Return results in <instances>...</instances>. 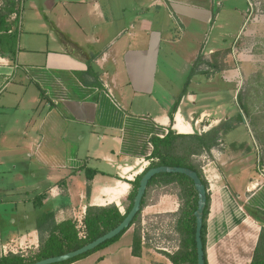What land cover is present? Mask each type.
<instances>
[{
    "label": "crops",
    "instance_id": "0c3cea01",
    "mask_svg": "<svg viewBox=\"0 0 264 264\" xmlns=\"http://www.w3.org/2000/svg\"><path fill=\"white\" fill-rule=\"evenodd\" d=\"M225 1L23 0L16 55L0 53V259L38 249L46 212L58 222H82L88 205L116 204L124 213L131 181L150 165L152 137L170 129L202 135L229 123L200 154L214 180L206 259L252 262L264 228V215L253 214L264 211V149L239 114L227 115L236 109L220 91L238 71L221 51L247 23L226 30L227 10L232 19L242 9ZM214 27L218 46L202 40ZM179 42L196 50L178 53ZM133 241L131 227L69 264H173L150 257L147 242L135 255Z\"/></svg>",
    "mask_w": 264,
    "mask_h": 264
},
{
    "label": "trees",
    "instance_id": "16d2710c",
    "mask_svg": "<svg viewBox=\"0 0 264 264\" xmlns=\"http://www.w3.org/2000/svg\"><path fill=\"white\" fill-rule=\"evenodd\" d=\"M23 0H4V5L0 8V53H11L16 55V46L18 41V27L19 18L22 12ZM16 18L10 21L13 14ZM14 28L13 31H11ZM201 57L197 62H201ZM217 60V59H216ZM218 67V66H217ZM194 74V71L189 75V79ZM207 75H210L207 73ZM243 108L247 110L246 105ZM237 119L242 120L243 115L240 113ZM173 121V115H172ZM230 124L226 123L220 128L212 129L206 134L185 135L177 133L170 129L167 135L163 138L152 137L151 141L154 147L152 155L149 157L150 165L145 171L137 176L134 181H131L132 189L129 194V200L125 207V212H121L116 204L107 206L88 205L86 214L80 224L77 219H66L63 221H56L54 212L44 213L38 220V230L40 232V245L36 251L32 250L28 254H14L8 255L0 259V264H27L36 262L51 256L67 253L82 247L83 245L95 240L99 236L112 230L119 225L126 215L131 210L135 195L137 193L140 181L144 173L151 167L168 165V166H182L196 170L201 176L203 182L208 188V183L203 177L199 166L193 162V156L200 155L203 152H210L215 146L222 133H226ZM92 173L88 176L91 181ZM168 186L174 185L179 191L180 210L178 218L176 219V230L181 236L180 249L174 254H167L173 264H198L197 248L195 240L196 232V217L194 212L198 206V192L195 188L194 181L182 173H161L153 177L149 182L147 191L142 201V209L146 205L147 197L152 186ZM210 208V195L208 194V202L204 213L203 224V244L206 253L207 245V218ZM141 211L136 215L129 228L125 229L118 236L104 242L94 250L84 253L78 257L68 261L55 264H69L77 259L87 256L97 250H100L109 244L118 240L128 229H130L139 219ZM253 214L258 217L264 215V211L255 210ZM143 250L142 234L139 230H134L133 253L141 255ZM206 264H208L206 259ZM250 264H264V228L259 237V241L255 250L253 260Z\"/></svg>",
    "mask_w": 264,
    "mask_h": 264
},
{
    "label": "rangeland",
    "instance_id": "374dc122",
    "mask_svg": "<svg viewBox=\"0 0 264 264\" xmlns=\"http://www.w3.org/2000/svg\"><path fill=\"white\" fill-rule=\"evenodd\" d=\"M235 1L240 3L241 14L237 13V18L236 14L235 16L233 14L231 19L229 17L230 10H227L225 29L233 34L234 30L240 28L242 23L247 20L246 32L240 37L237 36V38V33L228 36L226 48L221 51L225 66L238 71L235 78L225 80L226 84L224 83L220 91H223L222 96L225 102L233 100L234 109H236L233 110L234 113L233 111L227 112V115L237 116L241 113L246 128H250L254 132L258 145L264 149V0H254L253 6H249L246 0H226L224 5L230 6V3H235ZM23 10L24 6L22 12ZM23 14L26 17L25 13ZM233 18L235 21H233ZM230 20L233 26H230ZM173 32H176L179 36L181 35L182 39L187 37L178 28L177 30L174 29ZM219 33H221L219 27L209 29L207 34L202 36V40H206L212 45L215 44L213 46H218L219 43H214L213 39L218 37ZM196 46L192 42L186 44L179 42L175 48L178 53L183 54L184 51L194 52ZM216 76L214 73L208 75L212 80ZM218 77L220 78V75ZM244 104L247 110L243 108ZM248 138L250 137L248 136ZM209 160L204 155L193 156V162L199 166L203 177L208 183V192L210 193L211 182L214 183V180L210 181L209 173L205 174L204 172ZM180 204L179 191L174 185L152 186L146 205L143 207L138 221L132 226L134 230H139L142 235L145 231L144 235L147 242L145 246L150 257L168 256V253L174 254L180 249L181 236L176 230V219L178 218ZM39 209L41 208H38L37 211ZM143 220L146 221L145 225H143ZM79 223L82 222L79 221ZM31 225L32 222L29 223V226Z\"/></svg>",
    "mask_w": 264,
    "mask_h": 264
},
{
    "label": "water",
    "instance_id": "95a60500",
    "mask_svg": "<svg viewBox=\"0 0 264 264\" xmlns=\"http://www.w3.org/2000/svg\"><path fill=\"white\" fill-rule=\"evenodd\" d=\"M161 173H182L187 175L194 181L195 188L198 192V206L196 211L194 212L196 217L195 240H196V248H197V261L198 264H206V253L204 250L202 232H203V224H204V213L208 202V188L206 187V184L203 182L201 176L196 170L190 169L188 167L168 166V165L151 167L144 173V175L141 178L137 193L135 195L134 203L131 210L123 219V221L115 228L99 236L95 240L83 245L80 248H77L75 250L69 251L64 254L51 256L27 264H55V263L68 261L84 253H87L91 250H94L104 242L121 234L125 229L130 227L136 215L141 211L143 197L146 194L149 182L153 179L154 176Z\"/></svg>",
    "mask_w": 264,
    "mask_h": 264
},
{
    "label": "built area",
    "instance_id": "2783aa9c",
    "mask_svg": "<svg viewBox=\"0 0 264 264\" xmlns=\"http://www.w3.org/2000/svg\"><path fill=\"white\" fill-rule=\"evenodd\" d=\"M143 225H145V223H143ZM145 231H143V235H142V241L145 243L146 242V237H145Z\"/></svg>",
    "mask_w": 264,
    "mask_h": 264
}]
</instances>
